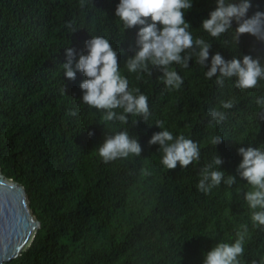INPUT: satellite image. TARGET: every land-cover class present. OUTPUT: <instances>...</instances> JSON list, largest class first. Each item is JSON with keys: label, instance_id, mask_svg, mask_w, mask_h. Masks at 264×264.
<instances>
[{"label": "trees", "instance_id": "trees-1", "mask_svg": "<svg viewBox=\"0 0 264 264\" xmlns=\"http://www.w3.org/2000/svg\"><path fill=\"white\" fill-rule=\"evenodd\" d=\"M118 3L92 0L82 9L79 0H0V172L24 187L40 222L30 245L7 264H202L205 252L234 239L244 225L242 260L264 262V228L252 226L237 185L222 183L208 194L196 187L200 168L216 153L223 160L220 170L247 188L236 174L237 149L264 146V120L256 119L255 104L264 81L249 90L235 88L232 80L218 86L195 60L187 69L173 66L184 80L179 90L166 88L157 68L137 79L123 65L136 50L140 26L123 32L115 17ZM251 3L249 16L264 11V0ZM214 7V0H193L184 17L194 37L211 43L209 63L217 52L225 60L248 54L264 62V42L255 37L244 34L236 44L231 31L218 39L204 32L201 21ZM91 35L109 40L129 87L147 96L146 121L130 115L128 125L103 122V112L80 100L83 74L77 72L75 80L63 76L65 48L78 59ZM229 100L235 106L223 109ZM213 109L226 119L210 122ZM158 121L198 142V164L171 170L161 165L158 145L148 144L160 131ZM119 130L137 137L141 154L104 163L97 146L106 132ZM216 135L224 140L214 148L210 140Z\"/></svg>", "mask_w": 264, "mask_h": 264}, {"label": "clouds", "instance_id": "clouds-1", "mask_svg": "<svg viewBox=\"0 0 264 264\" xmlns=\"http://www.w3.org/2000/svg\"><path fill=\"white\" fill-rule=\"evenodd\" d=\"M89 3L93 6L92 0H79L82 9ZM214 4L208 18L201 21L204 32L218 39L231 31L236 44L244 34L264 42V11H256L249 16L251 0H214ZM192 6L193 0H119L115 7V17L121 21L123 32L140 26L136 34V50L126 58L123 65L126 71L137 74V79H140L142 75L151 77V69L157 68L162 73L158 79L165 87L179 90L184 80L173 66L187 69L189 61L195 60L202 69H207L204 71L207 79L216 78L218 86H223L226 80H232L234 87L240 90L257 88L264 81V62L260 57L245 54L241 59L233 57L225 60L217 52L211 55L209 63L211 43L202 37H194L190 31L191 25L184 18ZM149 18L151 23H147ZM118 54L107 38L91 35L84 42V52L79 54L78 59L74 49L65 48L66 61L60 65L63 76L75 80L77 72L83 74L85 79L79 84L82 92L80 100L90 108L103 112V122L118 121L128 125L130 115L142 117L139 120L144 122L150 115L148 98L139 88L129 87L128 78L121 73ZM62 91L65 94L64 85ZM255 104L256 119L264 120V95L258 96ZM234 106L232 100L222 102L223 109H232ZM117 109L122 111L118 113ZM69 115L75 116L76 113L69 112ZM208 117L210 122L215 123L226 119L224 112L215 109L208 113ZM155 125L160 131L152 134L148 144L158 145L160 163L164 168L171 170L177 165L188 168L199 163L201 149L198 142L183 134L174 135L164 128L162 121ZM88 135L94 133L89 132ZM223 140V136L216 135L210 143L215 148ZM96 150L102 161L109 163L126 159L130 155L139 157L142 148L137 137L130 135L129 130H119L106 132ZM237 154L241 160L236 174L245 181L242 185L246 184V189L238 187L241 184H237L235 176L220 170L223 160L215 153L212 160L200 168L197 190L208 194L222 183L229 189L236 184L235 194L246 203L252 226L264 228V146L238 147ZM247 232V225H244L231 241H218L203 254L202 264H264L258 259L242 260Z\"/></svg>", "mask_w": 264, "mask_h": 264}, {"label": "water", "instance_id": "water-1", "mask_svg": "<svg viewBox=\"0 0 264 264\" xmlns=\"http://www.w3.org/2000/svg\"><path fill=\"white\" fill-rule=\"evenodd\" d=\"M39 227L24 187L0 172V264L26 250Z\"/></svg>", "mask_w": 264, "mask_h": 264}, {"label": "bare ground", "instance_id": "bare-ground-1", "mask_svg": "<svg viewBox=\"0 0 264 264\" xmlns=\"http://www.w3.org/2000/svg\"><path fill=\"white\" fill-rule=\"evenodd\" d=\"M244 181L242 180V183H243Z\"/></svg>", "mask_w": 264, "mask_h": 264}, {"label": "rangeland", "instance_id": "rangeland-1", "mask_svg": "<svg viewBox=\"0 0 264 264\" xmlns=\"http://www.w3.org/2000/svg\"><path fill=\"white\" fill-rule=\"evenodd\" d=\"M11 180V179H10Z\"/></svg>", "mask_w": 264, "mask_h": 264}]
</instances>
